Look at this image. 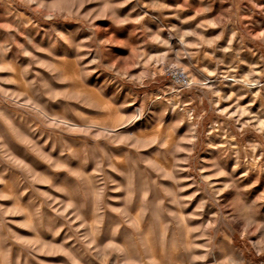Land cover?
<instances>
[{
	"label": "rangeland",
	"instance_id": "rangeland-1",
	"mask_svg": "<svg viewBox=\"0 0 264 264\" xmlns=\"http://www.w3.org/2000/svg\"><path fill=\"white\" fill-rule=\"evenodd\" d=\"M0 264H264V0H0Z\"/></svg>",
	"mask_w": 264,
	"mask_h": 264
},
{
	"label": "bare ground",
	"instance_id": "bare-ground-1",
	"mask_svg": "<svg viewBox=\"0 0 264 264\" xmlns=\"http://www.w3.org/2000/svg\"><path fill=\"white\" fill-rule=\"evenodd\" d=\"M180 43V42H179ZM181 44V43H180ZM225 79V78H224ZM186 80H188V78L186 77ZM229 82L233 83L235 82V80L232 78L231 80H229ZM207 83V82H206ZM175 94V93H174ZM19 127V126H18ZM81 162V161H80ZM238 173V172H237ZM29 175V174H28ZM236 175V174H235ZM129 187V186H128ZM128 194V193H127ZM136 202V201H135ZM100 205V204H99ZM141 206V205H140ZM142 209V208H141ZM98 225V224H97ZM183 230V229H182ZM91 231V230H90ZM142 232V231H141ZM173 238V237H172ZM113 240V239H112ZM172 240H170L171 242ZM174 243H175V240H174ZM152 244V243H151ZM172 244V243H171ZM94 246V245H93ZM104 248V247H103ZM243 260V259H242Z\"/></svg>",
	"mask_w": 264,
	"mask_h": 264
}]
</instances>
